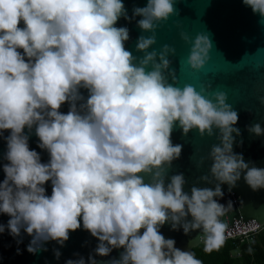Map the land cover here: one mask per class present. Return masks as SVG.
<instances>
[{
  "label": "clouds",
  "instance_id": "obj_1",
  "mask_svg": "<svg viewBox=\"0 0 264 264\" xmlns=\"http://www.w3.org/2000/svg\"><path fill=\"white\" fill-rule=\"evenodd\" d=\"M242 2L264 17V0ZM173 12V0H147L133 15L142 17L137 21L142 30L153 32L154 21L167 20ZM121 15L128 19L122 0H0V130H9L0 213L9 216L11 235L23 228L33 237L26 247L30 253L37 241L62 245L82 222L99 241L98 255L124 248L112 264H201L159 227L170 219L175 230L190 215L184 233L201 229L205 251L219 249L225 240L226 224L219 220L225 207L214 197L223 193L217 185L192 187L189 195L182 174L165 185L163 166L182 148L171 141L174 125L178 122L185 134L192 128L201 135H211L213 126L220 129L221 145L211 149L210 171L221 183L234 186L246 169L249 187L262 188L264 168H249L232 152L238 115L224 92L209 99L203 89L167 83L162 69L169 67L167 54L174 49L165 44L159 53L147 52L155 36H140L136 49L145 55L133 63L124 46L129 31L115 26ZM211 47L206 34H197L187 63L199 69ZM170 75L175 81L174 72ZM79 88L87 89L86 100ZM77 100H84L79 108ZM65 102L69 110L62 113ZM33 125L38 147L49 154L47 163L29 148L24 129ZM252 131L259 135L262 129L256 124ZM139 173L151 174V182ZM48 181L51 195L43 187Z\"/></svg>",
  "mask_w": 264,
  "mask_h": 264
},
{
  "label": "water",
  "instance_id": "obj_2",
  "mask_svg": "<svg viewBox=\"0 0 264 264\" xmlns=\"http://www.w3.org/2000/svg\"><path fill=\"white\" fill-rule=\"evenodd\" d=\"M126 15L116 22V27H127L129 39L124 42L126 50L134 57L133 63L139 64L145 52L136 49L137 39L140 36H155V43L146 50L160 52L165 44L174 49L167 54L170 61L167 69H162L167 83L183 88L185 84L192 85L197 91L209 99H214L213 93L224 92L226 103L236 111L238 121L232 127L237 131L231 133L232 152L239 154L248 167L264 168V17L254 13L250 6L242 0H173L174 12L167 20L154 21L156 28L153 32L142 30L137 21L142 17L133 15L134 8L144 7L147 0H122ZM19 27L23 28V21ZM197 34H206L212 47L208 58L199 69H193L187 63L192 41ZM186 36L187 39L183 37ZM21 53L22 49H17ZM27 59V57L25 58ZM159 63V56L156 58ZM151 63L146 70H151ZM171 72L176 80L173 81ZM79 93L86 100L88 91L79 88ZM84 100L75 101L77 107ZM69 103L61 105L59 111L67 113ZM259 124L262 132L252 131L254 125ZM28 136L30 149H35L40 155V161L47 163L49 154L38 147L39 139L35 135V125L31 129H24ZM9 130H0V181L4 179L2 166L8 163L6 159V137ZM173 145L182 146L178 158L163 166L164 183L170 182V177L182 174L184 178L183 191L191 194V188H211L219 185L223 196L214 197L218 203L224 205L225 214L219 220L226 224L225 236L238 231L260 225L264 221V187L253 190L244 179L245 170L240 171V178L234 186L221 183L211 173V149L214 145H221V131L213 126L212 134L205 132L201 135L196 128L186 134L182 132L178 122L171 133ZM145 183L151 182V174L139 173ZM46 195H51V181L46 182ZM9 216L0 213V225L4 231L0 233V264H66L71 259L78 261L81 258L84 264H112L119 261L123 247L112 248L108 255H98L95 249L99 243L89 231L81 227L69 231L68 239L61 245L55 240L37 241L32 246L35 253H30L26 247L33 237L21 228L18 236L9 233L7 223ZM190 215L181 218L172 228L169 219L159 231L168 239L175 240V247L182 251L203 243L201 229H190L184 233L183 223L190 222ZM142 234L144 229L139 230ZM59 252V256H56Z\"/></svg>",
  "mask_w": 264,
  "mask_h": 264
},
{
  "label": "trees",
  "instance_id": "obj_3",
  "mask_svg": "<svg viewBox=\"0 0 264 264\" xmlns=\"http://www.w3.org/2000/svg\"><path fill=\"white\" fill-rule=\"evenodd\" d=\"M190 251L201 264H264V228L248 239L227 238L211 252L205 251L204 242Z\"/></svg>",
  "mask_w": 264,
  "mask_h": 264
},
{
  "label": "built area",
  "instance_id": "obj_4",
  "mask_svg": "<svg viewBox=\"0 0 264 264\" xmlns=\"http://www.w3.org/2000/svg\"><path fill=\"white\" fill-rule=\"evenodd\" d=\"M263 228H264V221L260 225H256V226H253V227H251L249 229L238 231V232H235L233 234L227 235V236H225V239H227V238H235V237H240L241 240L248 239L253 234H255L256 232H258L259 230H261Z\"/></svg>",
  "mask_w": 264,
  "mask_h": 264
}]
</instances>
